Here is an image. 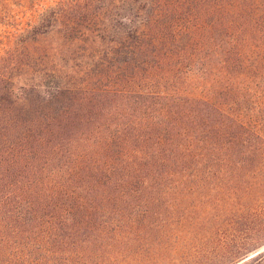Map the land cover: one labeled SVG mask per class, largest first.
<instances>
[{
    "label": "trees",
    "instance_id": "16d2710c",
    "mask_svg": "<svg viewBox=\"0 0 264 264\" xmlns=\"http://www.w3.org/2000/svg\"><path fill=\"white\" fill-rule=\"evenodd\" d=\"M25 3L0 0V264H210L211 209L264 216V0Z\"/></svg>",
    "mask_w": 264,
    "mask_h": 264
},
{
    "label": "rangeland",
    "instance_id": "374dc122",
    "mask_svg": "<svg viewBox=\"0 0 264 264\" xmlns=\"http://www.w3.org/2000/svg\"><path fill=\"white\" fill-rule=\"evenodd\" d=\"M4 1L13 12L25 14L29 11L26 0L15 4L10 0ZM208 216L209 222L201 229L196 251L194 250L197 259L210 264H264V257L259 260H247L259 252H264V243L260 242L261 236H264V216L254 220L240 216L239 213L226 214V209L223 213H216L215 209H211ZM204 230H207V233ZM248 246L249 251L244 255L231 257L234 252Z\"/></svg>",
    "mask_w": 264,
    "mask_h": 264
}]
</instances>
